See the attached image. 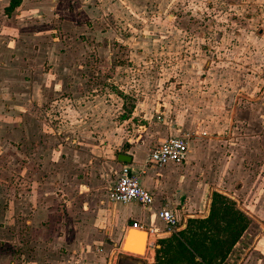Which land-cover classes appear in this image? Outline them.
Here are the masks:
<instances>
[{
  "label": "rangeland",
  "instance_id": "1",
  "mask_svg": "<svg viewBox=\"0 0 264 264\" xmlns=\"http://www.w3.org/2000/svg\"><path fill=\"white\" fill-rule=\"evenodd\" d=\"M75 2L88 15L68 21L94 25L49 31L59 45L23 65L28 98H18L11 121L6 112L1 118L0 264H121L115 250H93L114 247L106 239H71L62 230L67 185L92 174L107 191L117 154L134 138L149 131L152 147L159 136L180 134L185 121L222 142L214 147L221 157L236 147L241 173L227 193L250 196L234 191L247 178L264 196V0ZM41 73L42 81L33 78ZM241 135L248 141L227 147Z\"/></svg>",
  "mask_w": 264,
  "mask_h": 264
},
{
  "label": "crops",
  "instance_id": "2",
  "mask_svg": "<svg viewBox=\"0 0 264 264\" xmlns=\"http://www.w3.org/2000/svg\"><path fill=\"white\" fill-rule=\"evenodd\" d=\"M9 4L10 0H0L1 127L4 112H6V121H11L8 117H11L17 110L18 98H23L24 101L28 98V84L21 72L23 65L38 63L44 59L48 46L59 45V37H52V42L50 38L48 39L47 33L59 29L69 31L77 26L83 29L85 24L89 27L94 25V22L89 21L84 24L68 21L70 14H76L78 11H84L86 16L88 15L85 7L80 6V9H77L75 0H19L13 8H9ZM83 39L80 41H86L85 38ZM79 53L81 56V52ZM33 78L35 80L41 78L40 81H42L44 77L41 73L40 75L35 74ZM54 83L58 85L59 79ZM43 87V83L40 86L37 85L35 89L30 86L33 92L41 91ZM51 89L54 87L52 86ZM20 113L17 115L19 117L17 125L21 136H27L28 116L22 115L21 110ZM4 124L7 125V122ZM183 127L185 128L180 134L188 135V151L185 160L181 163L167 162L159 166L149 165L146 161L152 142L149 131L134 138L127 145V149L117 154L114 179L108 183L107 188L114 183L120 166L127 164L132 171L139 173L141 184L153 194V202L150 206L136 201L121 203L108 200L107 191L98 187L92 174L87 175L82 182L68 184L66 190L71 192V204L62 222L64 223L62 230L67 237L76 240L102 241L106 239L114 247L96 245L93 250H115L121 264H154L155 249L160 248L161 240L183 229L188 218L206 217L213 192H219L233 199L236 206L249 218L247 228L221 264H238V262L239 264H264V230H262L264 227V196L260 183L251 184V187L250 183L249 186L246 184L247 178H245L244 185L234 190H250L252 192L250 196L244 195L243 198H239V195L227 193L225 190L229 189V183L241 173L239 169L236 171L234 168L235 158L239 154L235 152L236 147L229 155L221 157V151L214 148L216 145L220 148L222 144V142H217V138L204 135L206 132L200 129L191 130L187 121L184 122ZM172 135H179V133L170 136ZM167 137L169 136H159L158 143ZM235 139V136L229 137L225 141L227 147L248 141V137L242 135L237 137L236 142ZM10 140L11 138L7 140V143H10ZM24 154L23 157H26L25 152ZM119 154L129 156L130 160L120 161ZM239 156L243 157V155ZM245 173V177L250 175ZM161 209H168L175 216L177 225L174 228L169 229L159 217L158 212ZM24 219L26 223L28 220ZM128 228L146 232L147 238L142 254L122 251L121 243ZM115 238L118 241L113 243ZM173 257L171 264L181 263L180 255L174 254ZM84 264L93 263L87 261Z\"/></svg>",
  "mask_w": 264,
  "mask_h": 264
},
{
  "label": "trees",
  "instance_id": "3",
  "mask_svg": "<svg viewBox=\"0 0 264 264\" xmlns=\"http://www.w3.org/2000/svg\"><path fill=\"white\" fill-rule=\"evenodd\" d=\"M18 2L10 0L9 8ZM248 224L233 199L213 192L208 215L188 218L183 229L161 240L154 264H171L174 254L182 257L180 264H221Z\"/></svg>",
  "mask_w": 264,
  "mask_h": 264
},
{
  "label": "built area",
  "instance_id": "4",
  "mask_svg": "<svg viewBox=\"0 0 264 264\" xmlns=\"http://www.w3.org/2000/svg\"><path fill=\"white\" fill-rule=\"evenodd\" d=\"M187 151L188 135H173L149 148L146 161L156 166L167 162L181 163ZM107 197L110 201H136L145 206L153 202V194L141 184L139 173L132 171L127 164H122L118 169L114 183L107 189ZM158 215L169 229L177 225V219L168 209H161Z\"/></svg>",
  "mask_w": 264,
  "mask_h": 264
},
{
  "label": "water",
  "instance_id": "5",
  "mask_svg": "<svg viewBox=\"0 0 264 264\" xmlns=\"http://www.w3.org/2000/svg\"><path fill=\"white\" fill-rule=\"evenodd\" d=\"M118 159L122 162L130 160L129 156L125 154H119ZM146 238H147V234L145 231L134 228H128L121 243L122 251L135 254L136 252L133 251L135 250V248L145 247Z\"/></svg>",
  "mask_w": 264,
  "mask_h": 264
},
{
  "label": "bare ground",
  "instance_id": "6",
  "mask_svg": "<svg viewBox=\"0 0 264 264\" xmlns=\"http://www.w3.org/2000/svg\"><path fill=\"white\" fill-rule=\"evenodd\" d=\"M134 244V243H133ZM136 253H139V254H141V253H143V251H144V248H135V250H134Z\"/></svg>",
  "mask_w": 264,
  "mask_h": 264
}]
</instances>
